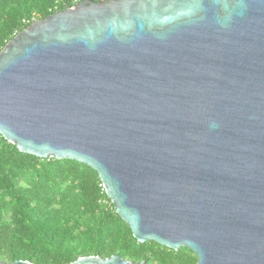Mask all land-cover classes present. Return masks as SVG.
<instances>
[{"label":"water","instance_id":"water-1","mask_svg":"<svg viewBox=\"0 0 264 264\" xmlns=\"http://www.w3.org/2000/svg\"><path fill=\"white\" fill-rule=\"evenodd\" d=\"M0 136L94 170L138 243L264 264V0H82L34 21L0 50Z\"/></svg>","mask_w":264,"mask_h":264},{"label":"trees","instance_id":"trees-1","mask_svg":"<svg viewBox=\"0 0 264 264\" xmlns=\"http://www.w3.org/2000/svg\"><path fill=\"white\" fill-rule=\"evenodd\" d=\"M80 1L0 0V50L34 21ZM115 255L133 263L197 262L186 248L138 243L90 167L22 154L0 136V262L72 264Z\"/></svg>","mask_w":264,"mask_h":264}]
</instances>
